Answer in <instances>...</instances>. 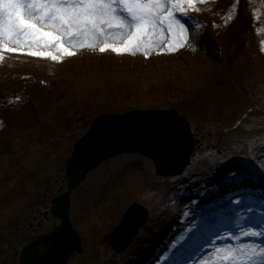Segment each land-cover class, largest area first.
<instances>
[{
	"label": "rangeland",
	"instance_id": "obj_1",
	"mask_svg": "<svg viewBox=\"0 0 264 264\" xmlns=\"http://www.w3.org/2000/svg\"><path fill=\"white\" fill-rule=\"evenodd\" d=\"M66 1L0 0V264H16L20 247L57 223L42 214L65 189L66 158L91 121L140 107L176 108L201 147L177 177L157 176L137 154L95 168L71 197L83 251L68 264H191L196 255L186 251L204 235L210 242L195 264L258 259L264 247L252 239L264 232V0H195L191 7L181 0L171 14L165 0H128L143 18L140 7H155L134 25L113 14V0H100L103 11L91 0ZM226 183L243 188L225 193ZM209 193L220 197L197 213L184 208ZM230 195L227 206L240 209L214 232ZM133 202L149 218L116 254L101 240Z\"/></svg>",
	"mask_w": 264,
	"mask_h": 264
},
{
	"label": "water",
	"instance_id": "obj_2",
	"mask_svg": "<svg viewBox=\"0 0 264 264\" xmlns=\"http://www.w3.org/2000/svg\"><path fill=\"white\" fill-rule=\"evenodd\" d=\"M196 140L188 123L175 110L131 111L97 117L75 143L66 161L67 192L52 200L50 209L60 224L24 246L18 264H66L81 252L80 238L69 220V194L100 162L121 153H137L152 160L156 174H181L196 150ZM147 211L131 205L119 225L103 242L116 252L124 250L144 223Z\"/></svg>",
	"mask_w": 264,
	"mask_h": 264
},
{
	"label": "bare ground",
	"instance_id": "obj_3",
	"mask_svg": "<svg viewBox=\"0 0 264 264\" xmlns=\"http://www.w3.org/2000/svg\"><path fill=\"white\" fill-rule=\"evenodd\" d=\"M125 2H126V5L127 6L130 5L126 0H125ZM99 5H100V0H91V6H92L93 9H95V10L98 9L100 11H103V10L100 9V7H98ZM147 6L148 5H146V7H144V9H146L148 12L151 11V10L154 11V8H155L154 6H151V7H147ZM94 15H96V14H94ZM91 41L92 42H95L96 41V38L93 37ZM28 52L29 53H32L30 50H28ZM242 245H244V244H241L239 247H241Z\"/></svg>",
	"mask_w": 264,
	"mask_h": 264
}]
</instances>
